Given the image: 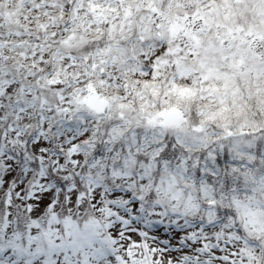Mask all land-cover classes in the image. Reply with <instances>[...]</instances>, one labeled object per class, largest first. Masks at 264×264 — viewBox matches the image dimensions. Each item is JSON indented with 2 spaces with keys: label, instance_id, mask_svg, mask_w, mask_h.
<instances>
[{
  "label": "snow or ice",
  "instance_id": "1",
  "mask_svg": "<svg viewBox=\"0 0 264 264\" xmlns=\"http://www.w3.org/2000/svg\"><path fill=\"white\" fill-rule=\"evenodd\" d=\"M0 264H264V0H0Z\"/></svg>",
  "mask_w": 264,
  "mask_h": 264
}]
</instances>
